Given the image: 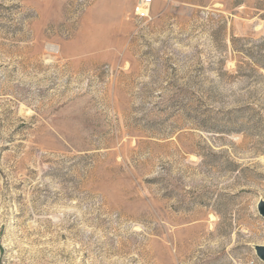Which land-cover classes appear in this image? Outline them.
<instances>
[{
	"label": "rangeland",
	"instance_id": "obj_1",
	"mask_svg": "<svg viewBox=\"0 0 264 264\" xmlns=\"http://www.w3.org/2000/svg\"><path fill=\"white\" fill-rule=\"evenodd\" d=\"M139 1L0 0V264H264V0Z\"/></svg>",
	"mask_w": 264,
	"mask_h": 264
},
{
	"label": "built area",
	"instance_id": "obj_2",
	"mask_svg": "<svg viewBox=\"0 0 264 264\" xmlns=\"http://www.w3.org/2000/svg\"><path fill=\"white\" fill-rule=\"evenodd\" d=\"M153 0H140L136 5V15L141 18L147 17L149 5L152 3Z\"/></svg>",
	"mask_w": 264,
	"mask_h": 264
},
{
	"label": "water",
	"instance_id": "obj_3",
	"mask_svg": "<svg viewBox=\"0 0 264 264\" xmlns=\"http://www.w3.org/2000/svg\"><path fill=\"white\" fill-rule=\"evenodd\" d=\"M259 213L264 217V199L260 200L258 203ZM256 253L258 257L264 261V244H257L255 246Z\"/></svg>",
	"mask_w": 264,
	"mask_h": 264
},
{
	"label": "bare ground",
	"instance_id": "obj_4",
	"mask_svg": "<svg viewBox=\"0 0 264 264\" xmlns=\"http://www.w3.org/2000/svg\"><path fill=\"white\" fill-rule=\"evenodd\" d=\"M52 48H55V46L52 45Z\"/></svg>",
	"mask_w": 264,
	"mask_h": 264
}]
</instances>
